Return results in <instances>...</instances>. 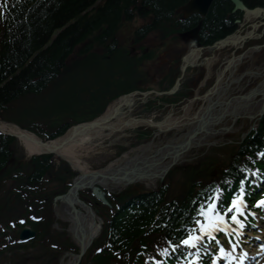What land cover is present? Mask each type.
<instances>
[{
    "label": "trees",
    "instance_id": "1",
    "mask_svg": "<svg viewBox=\"0 0 264 264\" xmlns=\"http://www.w3.org/2000/svg\"><path fill=\"white\" fill-rule=\"evenodd\" d=\"M94 0H20L17 2L13 13L10 15V31L6 34V42L0 48V75H12L4 85L0 86V105L23 92L27 88L39 89L44 81L54 74L62 64L63 59L71 51V44L77 38L84 36L88 27L97 25L105 12L117 9L119 0H107L99 9L97 18L88 21L87 7ZM134 3L135 0H120ZM182 0H143V4L153 11L165 13L181 3ZM249 6L262 4L264 0H244ZM148 9V8H146ZM223 10V9H222ZM220 10V11H222ZM223 15L219 17L222 21ZM73 22H69L70 20ZM62 28V29H61ZM55 29H61L49 48L36 53L46 42ZM30 61L25 65L26 61ZM19 68L18 72H15ZM1 77V76H0ZM9 139L0 136L3 149H0V169L9 159L12 150L9 149ZM264 150V117L259 126L251 132L238 149L232 153L230 162L222 171V180L229 176L236 183L241 165L247 167L260 166L262 159L259 151ZM44 156V159H47ZM39 159H36L38 161ZM40 173L44 168L39 169ZM38 173L35 175L38 177ZM227 175V176H226ZM34 174L31 176V178ZM21 180V178H19ZM34 181L25 180V186L29 193L34 192L36 184ZM123 196L109 195L108 199L119 205L120 210L111 217L107 225L111 229L113 245L123 246V242H129V250L122 257V261L131 260L136 249L140 245L147 244L148 239L155 233L162 231L169 233L178 224L179 220L186 218L189 210L191 189L185 198L165 203L164 189L157 191L133 193ZM227 196L226 193L223 194ZM33 201V200H31ZM128 203H137V208L127 211ZM155 216L157 218L155 219ZM152 224V226H151ZM151 226V227H150ZM138 246V248H136ZM97 263L108 260L105 254H99L94 259ZM95 263V262H94Z\"/></svg>",
    "mask_w": 264,
    "mask_h": 264
},
{
    "label": "bare ground",
    "instance_id": "2",
    "mask_svg": "<svg viewBox=\"0 0 264 264\" xmlns=\"http://www.w3.org/2000/svg\"><path fill=\"white\" fill-rule=\"evenodd\" d=\"M258 15V11L253 10L248 12L245 18L247 20H253ZM243 38L244 37L237 34L233 35L228 38L226 42H222L221 46L225 45L227 42L238 46ZM198 54L199 52L196 53L193 51L188 55V59H196ZM243 57L244 56L237 58L234 57V60L228 62V64L230 66L235 65V67H237ZM211 62L212 59L208 61V63ZM226 65L227 62H225L224 67H226ZM223 71L224 70L222 69L220 73H217V83L219 82V86L215 88L217 92L215 100H213L212 96H200L198 93L196 98L199 103L195 101L187 104L184 108L185 111L182 116L169 114L163 120L157 122L153 120L151 115L148 117L133 118L125 116L124 113L119 114L123 103L116 102L109 105L103 115L95 123H93V125H78L73 127L62 137L48 142L47 144H42L37 137L26 131H22L14 125L0 122V128L6 132L17 134L20 142L28 153H39L45 150H53L56 154H59L67 159L72 167L81 172L91 171V168L83 160L82 155L88 153L97 146H101L104 141L112 140L114 135L120 136L125 134L129 129L144 125L154 128V137L172 130H181L180 134L174 135L168 139V143L165 146H162V142L154 143L152 141L147 144L138 145L130 151L124 153L120 158H118V160L109 165V167H113L114 169L122 168V170L130 172L129 174L128 172H125V174L120 171L117 178L102 179L101 185L114 190L120 189L126 182L125 177L131 176L132 169L130 166H126L128 164L126 163L128 160H135L138 158L137 160H140L141 162L140 165H137L138 167L148 166V171L151 174H160L172 161L180 162L185 160L189 152L195 146L200 148L204 145H210L211 143L216 142L218 136H216V132H213V128L218 122L226 120L225 123L228 124L229 120L233 116L251 115L256 112L262 102V96L264 94V81L254 89H251L248 93L234 95L226 101L225 96L228 95L226 94L229 87L228 83H238L240 82V78H232L233 73H231L228 79H224L225 77ZM258 73L259 72L256 70L249 71L251 77L257 75ZM129 99L130 98H127L125 103ZM195 105H197L195 107L197 110L194 109ZM215 105L222 107H216V109L214 108ZM193 109L195 111L191 113V110ZM208 130L210 131L208 132ZM157 148H159V152L155 153ZM124 166L126 167L125 169H123ZM113 173H115V171ZM153 183L154 178H152V180H147L146 182L147 185H152ZM57 208L59 216L62 219L69 221V229L71 232H74V222L69 209V199L66 197L62 198L61 204L60 206H57ZM93 219L94 218L89 215V213L83 218L86 240L90 237L92 239L98 234L99 227L96 222H93ZM71 262L72 258L70 257V259H63L61 264H70Z\"/></svg>",
    "mask_w": 264,
    "mask_h": 264
},
{
    "label": "rangeland",
    "instance_id": "3",
    "mask_svg": "<svg viewBox=\"0 0 264 264\" xmlns=\"http://www.w3.org/2000/svg\"><path fill=\"white\" fill-rule=\"evenodd\" d=\"M263 20L264 18H262V16L253 20H249L246 22L247 26H245V30L249 29L248 24H251V22L259 23V21ZM263 27L264 26L258 25L254 30L255 38H260L262 36ZM248 70H259L261 72L258 75L252 77L248 75L242 77L241 81L236 84L235 91H231L229 96L225 97L226 100L233 95L248 92L250 89L256 87V85L264 80V60L262 59V56L259 54V52L253 53L251 56L246 57L241 63H239L237 77ZM53 86L60 88L59 84H54ZM53 86L51 85L45 92L39 95L34 102L28 104L27 106L24 103H21V108H19L18 105L17 108L11 112V115L26 127H32L36 130H39L40 127L43 126L46 127V122L61 123L69 119H81L86 114L88 115V113L85 114L81 108L76 107L74 95H71V93H65L61 89V93H56ZM141 105L142 104H140V107ZM86 110L90 112L89 108H86ZM170 111L167 109L163 110L162 108L158 109L157 111L150 109L142 111L141 109L139 114H145L146 112H149L152 114L153 120L160 121L163 120L170 113ZM175 111L176 112L173 111L174 116L183 115L182 111ZM193 112L194 110H191V113ZM221 124L222 123H219V126ZM253 124L254 121L246 118L237 119L232 130H229L225 134L217 137V144L219 145L225 142L238 141L240 138V133H245L246 130L253 126ZM180 131L172 130L161 133L155 138V142H164L174 135L180 134ZM152 136L153 129L150 127H141L135 130L133 129L127 133V135H124L116 140L104 141L101 146L95 147L88 153L83 154L82 157L91 168H99L107 164L109 161L115 159L120 153H123L128 148L151 140ZM117 145H122L123 148H120ZM210 147L203 146L199 148L195 146L189 152L186 159L180 162L177 166L179 167L181 165L197 164L199 161L204 160V157L209 153ZM21 155H25L24 149ZM218 156L220 159H222V154H218ZM216 165L219 166L220 163H217ZM175 177L176 179H179L180 175L176 174ZM156 186L157 185L155 182V184L152 185V188ZM61 222L64 221L61 220ZM52 230L61 231V224H54ZM33 252L34 253H28L26 255V260H23V258H18L15 260V256H9L8 254L5 256L2 254L0 255V264H52L53 261L59 260L58 258H60L62 255L60 253L48 251L46 249L38 250L37 252L36 250H33Z\"/></svg>",
    "mask_w": 264,
    "mask_h": 264
},
{
    "label": "snow or ice",
    "instance_id": "4",
    "mask_svg": "<svg viewBox=\"0 0 264 264\" xmlns=\"http://www.w3.org/2000/svg\"><path fill=\"white\" fill-rule=\"evenodd\" d=\"M261 155H264V153H262ZM243 203H244L243 200L238 196L235 200H233L232 207L237 212H241L243 208ZM257 204L258 206L264 207V199H261L260 201H258ZM209 210L213 213L216 219L212 220L211 218H209V221L207 222L206 226L204 223H201L200 221H198V223H201L200 234L189 235L187 238L183 239L180 242L182 245L189 246V247H197L198 243L204 239L205 234L208 236L210 240L215 239V237L211 235L212 231L220 230L219 224L221 222L226 224V221L224 220L223 215H216L214 204L209 205ZM231 219L235 221L237 224H239L241 228L243 227V221L240 220L237 215H233ZM233 247H235V245H233ZM164 251L167 252V250H164ZM221 253H224L223 248H221Z\"/></svg>",
    "mask_w": 264,
    "mask_h": 264
},
{
    "label": "flooded vegetation",
    "instance_id": "5",
    "mask_svg": "<svg viewBox=\"0 0 264 264\" xmlns=\"http://www.w3.org/2000/svg\"><path fill=\"white\" fill-rule=\"evenodd\" d=\"M208 22H209V19L206 20V23H208ZM171 28H172V30H174V33H177L179 35H181V33L185 32V31L189 30L188 29L189 27H186L185 25L184 26H179V27H171ZM131 29H132L133 35H134V37H132L133 40H135V39H141V36L137 34L136 30L137 31L138 30L139 31H143L145 33L144 35H147L149 33H152V32H154L156 30V28H153V27L152 28H147V27L137 28V27H135V28H131ZM208 33H210V32H208ZM202 36L203 35L201 34V42L203 43ZM181 41L184 42L185 45L190 46L189 42L188 41H185V39L181 38ZM182 42H180V43H182ZM203 47H205V46L203 45ZM177 48H179L178 45H177ZM132 52H134V51H132ZM158 55L159 54L155 55V57H157ZM165 57H166V55H165ZM146 61L148 63H150V61H148V60H146ZM164 61L165 62L167 61V57L164 59ZM157 62H158V60L155 61V64H154V62H152V67H154L155 70L164 71V64L165 63H161L160 61L158 63ZM176 62H177L176 60L172 59L171 60V64H170L169 61L166 63V67H170V65H173ZM176 67H177V65H174L173 66V70L176 69ZM176 72L177 71L174 70L171 73H166L165 76H167V77H165V78H162V76H160V75L164 74V72H159L157 75H159L161 78L158 79V82H164V83L168 82L170 79H172L176 75ZM129 77H130L129 78V81L134 82V86H136V85H138V86L141 85L142 86V84H139V83H141V81H139L138 79L133 78L132 75H130ZM197 81L198 80L197 79H194V78L193 79H190L189 78V79L185 80L184 81V84H185L184 85V88L186 89V91L187 92H191L192 91V88L196 85V82Z\"/></svg>",
    "mask_w": 264,
    "mask_h": 264
},
{
    "label": "water",
    "instance_id": "6",
    "mask_svg": "<svg viewBox=\"0 0 264 264\" xmlns=\"http://www.w3.org/2000/svg\"><path fill=\"white\" fill-rule=\"evenodd\" d=\"M210 1L211 0H190L189 4L183 7L182 10L185 11L186 13H190L192 11L204 12ZM232 1L235 3L236 8H243L239 0H232ZM116 176L117 175L115 174V175H112L111 177H116ZM30 235H32V233L29 232L28 230L22 233V236L24 237L30 236Z\"/></svg>",
    "mask_w": 264,
    "mask_h": 264
}]
</instances>
